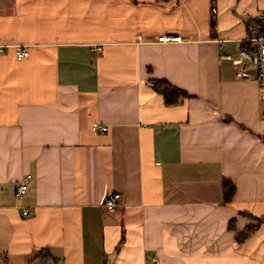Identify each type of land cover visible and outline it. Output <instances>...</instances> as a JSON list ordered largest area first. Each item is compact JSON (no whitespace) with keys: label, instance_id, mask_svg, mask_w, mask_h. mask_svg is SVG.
<instances>
[{"label":"crops","instance_id":"crops-1","mask_svg":"<svg viewBox=\"0 0 264 264\" xmlns=\"http://www.w3.org/2000/svg\"><path fill=\"white\" fill-rule=\"evenodd\" d=\"M262 10L264 0H0V264H264V222L242 244L228 228L264 219L259 84L254 68L238 77L244 13ZM152 79L191 98L168 106ZM225 177L237 187L227 206Z\"/></svg>","mask_w":264,"mask_h":264},{"label":"built area","instance_id":"built-area-1","mask_svg":"<svg viewBox=\"0 0 264 264\" xmlns=\"http://www.w3.org/2000/svg\"><path fill=\"white\" fill-rule=\"evenodd\" d=\"M216 13V10H213ZM244 22L246 25V35L242 39L245 43L244 47L238 49V58L240 59V66L238 70V77L241 79H248L250 77L249 70L254 68L256 70L257 81L259 84V101L261 112L264 116V10L249 15L244 13ZM180 38L172 35H163L158 37V43H171L177 42ZM10 46L0 44V56L7 52ZM95 50H98L95 47ZM16 57L19 60L29 57L30 50L28 46L16 47ZM226 59H231L230 55L225 56ZM92 130L97 133H105L108 127L102 123H94ZM32 175L27 174L16 186L15 195L18 199L26 196ZM122 195L120 193H111L107 195L104 201V209L107 215H113L120 207ZM29 209L23 211L24 215H29Z\"/></svg>","mask_w":264,"mask_h":264},{"label":"trees","instance_id":"trees-1","mask_svg":"<svg viewBox=\"0 0 264 264\" xmlns=\"http://www.w3.org/2000/svg\"><path fill=\"white\" fill-rule=\"evenodd\" d=\"M153 89L164 96L166 105L175 106L181 102V100L191 98L186 91L171 84L166 79H152L151 81ZM222 191V205L227 206L232 204L237 193V187L234 182L229 178H223L221 180ZM246 214V213H243ZM249 215V214H248ZM257 225H250L244 231H238L236 229V220L233 218L230 220L228 228L231 231L236 232V240L238 243H244L253 233L256 232L259 224L264 222V219H257ZM47 249H44L45 252ZM50 256V255H49Z\"/></svg>","mask_w":264,"mask_h":264}]
</instances>
